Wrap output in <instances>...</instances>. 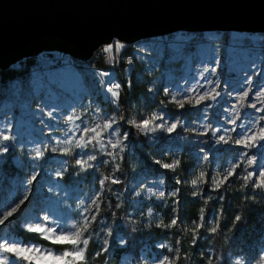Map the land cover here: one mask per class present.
<instances>
[{
  "label": "rangeland",
  "instance_id": "obj_1",
  "mask_svg": "<svg viewBox=\"0 0 264 264\" xmlns=\"http://www.w3.org/2000/svg\"><path fill=\"white\" fill-rule=\"evenodd\" d=\"M263 45L264 32L228 31L223 37L221 31H175L131 43L127 56L121 53L117 62L98 69L82 70L64 63L40 66L35 61L23 73L0 81V145L9 146L7 153H0V219L4 212L19 204L25 193L28 194V199L13 216L0 225V244L21 241L12 231L16 225L27 229L28 224L47 213L50 220L63 216L71 223L81 219L79 214L85 208L91 209L85 214L92 215L95 211L93 199L100 204L105 188V182L101 187L100 181L105 177L114 179V167L126 144L125 131L119 126V114L107 105V102L113 103L111 93L107 92L109 82L114 80L119 84L118 62L124 63L122 76L126 81L131 69L132 80L142 84L146 93L160 95L165 101L177 107L182 104L184 108L183 111H170L160 105L147 108L144 107V94H141L126 119L144 135L147 143L156 145L149 147L150 150L143 149L150 166L136 161L134 176L128 184V213L135 215L142 227L146 224L163 227L160 210L173 203L174 196L170 193H176L175 184L184 185L187 192L198 195L202 180L207 181L209 189H214L213 180L219 181L226 169L238 165L224 184L252 185L245 177L251 172L255 179L264 166V141L249 147L234 141L244 132L258 134L264 128V120L259 119L264 116ZM13 66L18 67L19 63ZM248 77H251L250 81ZM244 90L249 95L241 106L239 96ZM253 104L255 108L250 107ZM257 108L261 110L257 111ZM49 112H52L51 116ZM69 116L79 119L69 121ZM154 116L157 119L149 125L154 131H144L136 126ZM160 118L166 122L163 129L156 127L161 124ZM113 119L112 128L100 137L103 149L96 144L84 148L76 146L77 141L83 143L81 137L85 127L102 126ZM172 123L178 126L168 133L166 128ZM204 132L209 133L212 141L209 153L192 147ZM4 135L9 136L8 141L2 140ZM88 136L93 137L94 133H88ZM220 136H224L227 143L219 141ZM69 140L71 144L67 142ZM117 140L121 144L112 148L111 144ZM183 145L189 149L184 160L186 167L179 164L175 169H165L156 163L158 160L161 163L179 160ZM220 145L224 146L222 150L217 149ZM52 148L58 150L53 152ZM36 149L44 152L39 160L33 159ZM65 149H71V154L65 155ZM89 155L96 157L88 161L91 167L82 168L76 164L77 159L87 160ZM249 159L252 164L248 163ZM201 172L204 177L198 179ZM34 174L38 179L28 185L27 179ZM194 179L198 180L196 185L191 183ZM149 188L153 193L164 191L165 196L159 198L150 194ZM158 224L161 226L157 227ZM214 224L215 215L211 211L206 225L210 229ZM109 227L110 224L97 214L92 238L100 246L108 241ZM113 239L116 245L123 246L120 242L124 241L122 233L115 232ZM23 243L42 246L30 241ZM168 249L171 246L167 238L158 236L151 243H142L138 257L143 264H156L157 257L174 258ZM256 252L259 258L255 260L239 251L230 252L229 258L232 264L236 261L264 264V238ZM12 261H15L12 254L0 250V264H12ZM116 264H135V261L125 252Z\"/></svg>",
  "mask_w": 264,
  "mask_h": 264
},
{
  "label": "trees",
  "instance_id": "obj_2",
  "mask_svg": "<svg viewBox=\"0 0 264 264\" xmlns=\"http://www.w3.org/2000/svg\"><path fill=\"white\" fill-rule=\"evenodd\" d=\"M226 33V31L222 32L223 37ZM114 42L115 40L110 43ZM122 44L124 47L119 52L113 49L111 56L104 51L107 44L100 46L87 62L96 66L117 62L119 54L122 53L125 56L129 54V44ZM33 62L34 57H27L18 61V67L12 65L0 70V81L3 82L23 73ZM123 66V62H118L119 99L114 104L107 102V105L110 109L117 111L120 117L119 126L128 135L114 167V179L119 182L112 183L113 179L104 180L105 188L98 213L110 224L111 235H108V244L101 246L91 238L86 253L87 264H116L120 255L125 252L132 255L135 264H143L138 257L139 247L143 242L151 243L158 236L166 237L171 246V253L174 257L178 256L175 264H232L229 253L238 251L252 260L258 259L259 255L256 251L264 238V189L253 188L249 183L232 182L229 185L222 184L218 189H209L207 181L202 180L198 195L187 192L184 185L175 184L176 195H174L173 203L160 210L164 220L163 225L170 223L171 216L172 219L177 218L178 223L172 227L154 228L150 224L142 227L135 215L128 213V184L134 176V164L139 161L141 164L150 166L143 149L156 147L147 143L144 135L126 120L133 112L132 104H138V96L144 94V107L160 105L170 111H183L184 108L165 101L160 95L146 93L142 84L132 80L131 69L130 78L126 81L122 76ZM192 147L209 153L212 148L209 133H202ZM223 147L220 145L217 149ZM188 151L186 145H183L179 155L182 167H186L184 160ZM165 181L167 182V175ZM177 189H179L178 192ZM211 211L215 215V224L212 228L216 227V232H211V228L209 229L206 225V218ZM236 216H240L241 219L236 221ZM197 224L201 225L199 230L192 232ZM12 231L22 242L30 241L53 249L62 247L52 245L50 241L41 239L38 234L17 225ZM115 232L123 234V246L115 244L113 239ZM193 236H195V243H193ZM104 248L107 250L103 251ZM177 249H179L178 253ZM97 253L100 255H96Z\"/></svg>",
  "mask_w": 264,
  "mask_h": 264
},
{
  "label": "water",
  "instance_id": "obj_3",
  "mask_svg": "<svg viewBox=\"0 0 264 264\" xmlns=\"http://www.w3.org/2000/svg\"><path fill=\"white\" fill-rule=\"evenodd\" d=\"M264 32V0H0V70L43 51L87 61L112 40Z\"/></svg>",
  "mask_w": 264,
  "mask_h": 264
},
{
  "label": "snow or ice",
  "instance_id": "obj_4",
  "mask_svg": "<svg viewBox=\"0 0 264 264\" xmlns=\"http://www.w3.org/2000/svg\"><path fill=\"white\" fill-rule=\"evenodd\" d=\"M124 45L120 41H115L114 43H109L104 48V51L109 53V56H111L112 50L115 49V51L119 52ZM130 62V61H129ZM205 71H208V69H205ZM212 71L214 72L215 69L213 68ZM248 80H251V77H248ZM120 88L119 84H115L112 87L107 89V92L111 93V96L113 98V103H115L119 99V91ZM205 95H208L205 93ZM216 95H219V93H216ZM249 93L247 90H244L242 94L239 96V102H241V106H243V101L246 97H248ZM257 95H260L258 93ZM213 99L215 96L212 97ZM175 100V97H173ZM201 99H204V97H201ZM183 105L181 104V107ZM250 107L255 108L256 106L250 105ZM235 109V105L233 106ZM257 111H260L261 109L257 108ZM49 116L52 115V112L48 113ZM74 119H79V117L69 116L68 120L72 121ZM157 117H152L151 120H143L141 124L136 125L139 128H142L144 131H154L155 129H150L149 125L155 120ZM161 119V124L156 125L157 128H164V124L166 123ZM260 120H264V116H261L259 118ZM83 122V121H82ZM231 123L235 124V120H231ZM115 123V120H111L108 122H105L102 126L97 124L94 128H88L85 127L82 130V140L83 143H80L77 141L76 146L80 148L87 147L89 144H96L99 145L100 149L104 148V144L101 143L100 137L103 135V132L109 130L112 128V125ZM177 123H172L170 126L166 128V131L168 133H172L177 128ZM77 128L79 129V125H77ZM98 129H101L98 131ZM235 129H233L234 131ZM118 131V130H115ZM227 131V129H225ZM88 133H94L93 137H89ZM65 135H68V133H65ZM127 133H124V138H127ZM3 141H8L9 136L4 135L2 136ZM219 141H223L227 143V140H225L224 136L219 137ZM257 141H264V128H261L260 133H253L251 135L248 134V132H244L241 134L240 138L236 139L234 143L241 144L243 143L244 147L257 146ZM69 144L72 143V141H67ZM121 144L120 140H117L115 143L111 144L112 148H118ZM51 151L55 152L58 149L52 148ZM122 150V149H121ZM9 151L8 145H0V153H7ZM44 152L41 149L35 150V155L33 159L39 160L43 156ZM64 154L68 155L71 154V149H65ZM109 155H112L109 153ZM96 157L94 155H89L87 160H81L77 159L76 164L83 167H91V165L88 163V161L95 160ZM252 160L249 159L248 163L252 164ZM157 164H161V167L165 169H175L179 166L180 161L174 160L171 163H161V161H156ZM238 167V165H234L230 169L225 170V174L223 175L222 179L219 181L213 180V184L215 188H220L222 184H224L226 181H228L229 177L232 176L235 173V168ZM57 175H60L58 173ZM204 177V173H200V178ZM38 179L37 175H31L29 179H27L26 183L28 185L33 184L34 181ZM105 179H108V177H105ZM245 181H252V187L253 188H260L264 189V166L261 167V170L259 171L258 175L255 179H253V173L249 172L247 176L245 177ZM118 180L113 179L112 183H118ZM161 184H163V180L160 181ZM177 183H180L179 180H177ZM193 185H196L198 183L197 179H194L191 181ZM101 187H103L104 180L102 179L100 181ZM57 187H59L57 185ZM51 190V189H50ZM179 189H177V192ZM148 192L153 195H158L159 198H163L165 196L164 191H159L158 193H153L152 189L149 188ZM196 192H193V195H196ZM170 195H176V193H170ZM97 196H99V193H97ZM28 199V194L25 193L24 198L20 200L19 204L16 205V207L12 208L10 211H6L3 213V218L0 219V225L4 224L6 220H8L9 217L13 216V214L17 211V209L20 207L21 204L25 202V200ZM92 205L95 206V211L92 213L91 216L86 215L85 213L91 211L90 208H85L83 212H81L79 215L81 219L73 221L71 223L68 222L66 218L63 216H56L54 219L50 220V214L47 213L42 218L37 217L35 219V223H30L27 225V231L36 233L39 235L41 239L48 240L52 245H60L62 247L60 248H45L44 246H36V245H30L25 244L21 241L12 240L10 242H6L4 244H0V250H2L5 253H10L15 257V261H12V264H16L18 261H22L23 264H56L57 261L61 262V264H87V249L90 243V240L92 238V232H93V223L97 220V214L100 211V206L97 203L96 199L92 200ZM52 216V215H51ZM203 219V217H201ZM241 219L240 216H236L235 220L239 221ZM178 223L177 218H173L169 224L163 225L164 227H172ZM161 225L158 224L157 227H160ZM201 225L197 224L194 231H198ZM211 232H216L217 228L213 227L210 229ZM108 235H111V230H109ZM121 244L124 243L123 240L120 241ZM193 243H195V236H193ZM108 244V241H105V245ZM160 248H165V245H159ZM107 249L104 248L103 251H106ZM169 251H172L171 249H168ZM177 253L179 252V249L176 250ZM96 255H100V253H97ZM7 259V257L5 258ZM177 257H174L170 259L168 256H163V258L157 257L156 264H175ZM236 264H240V261H236Z\"/></svg>",
  "mask_w": 264,
  "mask_h": 264
},
{
  "label": "built area",
  "instance_id": "obj_5",
  "mask_svg": "<svg viewBox=\"0 0 264 264\" xmlns=\"http://www.w3.org/2000/svg\"><path fill=\"white\" fill-rule=\"evenodd\" d=\"M261 47H264V45ZM62 56L64 57V59L62 58ZM35 61H36L37 65H40V66L49 65V64L61 65L64 63V64L72 65L73 67H75L77 69H82V70H91L93 68H96V69L99 68V66H96L90 62L81 61V60H77V59L68 57L64 54H61L58 51L40 52L34 57L33 64L35 63ZM115 84H117V82H115L114 80L110 81L108 88L112 87Z\"/></svg>",
  "mask_w": 264,
  "mask_h": 264
}]
</instances>
